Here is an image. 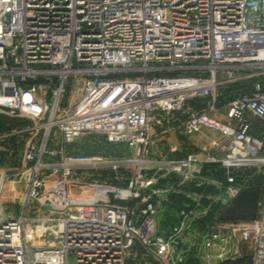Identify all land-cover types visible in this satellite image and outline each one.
<instances>
[{
  "label": "built area",
  "instance_id": "1",
  "mask_svg": "<svg viewBox=\"0 0 264 264\" xmlns=\"http://www.w3.org/2000/svg\"><path fill=\"white\" fill-rule=\"evenodd\" d=\"M242 72L264 77V0H0V111L39 123L44 143L55 134L66 169L119 157L138 168L131 186L105 187L114 204L96 191L36 197L38 160L15 175L0 167V195L16 175L25 190L17 209L0 208V264H186L189 243L212 247L208 214L245 189L264 191V84L221 91ZM68 81L82 87L76 102ZM202 128L220 135L209 149L152 158L156 142ZM259 205L257 221L232 229L253 244L251 264H264ZM170 208L177 219L164 232Z\"/></svg>",
  "mask_w": 264,
  "mask_h": 264
},
{
  "label": "rangeland",
  "instance_id": "2",
  "mask_svg": "<svg viewBox=\"0 0 264 264\" xmlns=\"http://www.w3.org/2000/svg\"><path fill=\"white\" fill-rule=\"evenodd\" d=\"M81 88L78 83L74 85L71 81L67 82V94L69 90L76 91L75 95H69L71 102H76L79 99L81 95L79 89ZM39 125V123L24 118L7 116L0 111V146L9 145L8 151L0 150V167H4L15 175L21 169L33 166L37 160L40 161L41 164L45 165V168L38 175L33 194L41 198L47 193L50 195L47 198L53 203L58 202L59 199H64L67 195H71L74 200L79 201L95 191L97 198H101L98 202H105L104 200L108 196L107 202L119 203L113 199L111 190L105 187L131 186L138 170L136 165L123 163L121 161L124 157H119L110 159L116 164L98 170L66 169L62 166L65 155L57 153L59 147L56 143V135H53L51 141L44 143L42 140L43 129L39 128ZM30 148H33L34 159L31 163L24 164L22 162L23 154ZM182 150L185 151V147ZM69 154L71 153L68 151L66 155L69 156ZM152 158H154V150ZM150 172L151 170L146 169L142 174H149ZM16 176L18 179V175ZM17 179L15 181L10 180L2 192L0 207L2 211L8 206L17 209L22 201L25 190ZM94 185L104 187L95 188ZM261 201V198L255 200V214L260 211L259 203ZM10 202L14 205L9 204ZM142 251L144 250L142 249ZM147 263L156 264L150 258H147ZM67 264H75V258L69 256Z\"/></svg>",
  "mask_w": 264,
  "mask_h": 264
},
{
  "label": "crops",
  "instance_id": "3",
  "mask_svg": "<svg viewBox=\"0 0 264 264\" xmlns=\"http://www.w3.org/2000/svg\"><path fill=\"white\" fill-rule=\"evenodd\" d=\"M257 81H261L264 84V77H254L252 74L243 72L238 73L235 80L223 86L221 91L227 97L236 93H244L249 91L251 86ZM219 139V133L207 128H202L198 133L190 137L172 134L167 139L156 142L152 147V153L154 150L155 157L158 156V153H161L168 158H181L192 151L207 150L211 147L212 141ZM184 147L185 151L182 150ZM8 148L9 145L0 146V150L8 151ZM240 195L229 205L218 211H212L204 219V224L212 226L211 231L217 232L219 238L213 242L210 248H204L200 244L194 248L193 244L189 243L191 251L186 264L216 263L232 257H235L236 264H251L253 244L251 242H239V236L232 233V229L234 227L250 226L260 218V211L258 214L254 212V203L258 198L262 199L259 204L264 201V191L259 189L257 193L252 192L250 196L254 202H252V205L249 204V206V202L242 201V196ZM171 200L177 206L186 201V199L179 196H174ZM245 205L247 206L244 207ZM176 219V215L170 208L159 217L160 230L168 231Z\"/></svg>",
  "mask_w": 264,
  "mask_h": 264
},
{
  "label": "trees",
  "instance_id": "4",
  "mask_svg": "<svg viewBox=\"0 0 264 264\" xmlns=\"http://www.w3.org/2000/svg\"><path fill=\"white\" fill-rule=\"evenodd\" d=\"M226 95V94H225ZM193 106L194 107H196V106H198V104L197 103H194L193 104ZM68 151H70L69 149H67ZM71 152V151H70ZM259 189L258 188H250V189H245V190H243L240 194V196H242L241 197V199H242V201H247V202H249L248 203V206H249V204L250 205H252V202H254V200L252 201V198H251V196H250V194H252V192L253 193H257V191H258ZM254 191H256V192H254ZM247 205H245L244 207H246Z\"/></svg>",
  "mask_w": 264,
  "mask_h": 264
},
{
  "label": "water",
  "instance_id": "5",
  "mask_svg": "<svg viewBox=\"0 0 264 264\" xmlns=\"http://www.w3.org/2000/svg\"><path fill=\"white\" fill-rule=\"evenodd\" d=\"M109 149H110L109 146H105L104 147V151H109ZM98 150H99L98 146L97 145H94L92 148L85 147L81 151L84 154L91 155V154L95 153ZM138 208H139V205L135 208V211H137Z\"/></svg>",
  "mask_w": 264,
  "mask_h": 264
},
{
  "label": "bare ground",
  "instance_id": "6",
  "mask_svg": "<svg viewBox=\"0 0 264 264\" xmlns=\"http://www.w3.org/2000/svg\"><path fill=\"white\" fill-rule=\"evenodd\" d=\"M1 196H2V193H1V195H0V201H1Z\"/></svg>",
  "mask_w": 264,
  "mask_h": 264
}]
</instances>
